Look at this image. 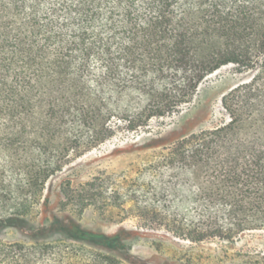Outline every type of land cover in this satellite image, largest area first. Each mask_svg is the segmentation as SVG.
Returning a JSON list of instances; mask_svg holds the SVG:
<instances>
[{
    "label": "trees",
    "instance_id": "trees-1",
    "mask_svg": "<svg viewBox=\"0 0 264 264\" xmlns=\"http://www.w3.org/2000/svg\"><path fill=\"white\" fill-rule=\"evenodd\" d=\"M228 65L252 73L222 98L229 121L162 155L191 205L174 234L264 231V0H0V153L41 192L69 152L143 133ZM126 234L58 219L30 242L0 230V264H136Z\"/></svg>",
    "mask_w": 264,
    "mask_h": 264
},
{
    "label": "rangeland",
    "instance_id": "rangeland-1",
    "mask_svg": "<svg viewBox=\"0 0 264 264\" xmlns=\"http://www.w3.org/2000/svg\"><path fill=\"white\" fill-rule=\"evenodd\" d=\"M251 78L252 73L238 72L233 65L220 68L189 103L151 120L143 133L117 136L80 156L69 152L41 192L26 185L22 171L8 168L0 153L2 240L30 242L34 233L46 234L58 219L110 236L126 231L122 243L130 246L136 264L257 263L264 257V231L199 243L174 234L181 217L191 211L189 192L184 193L182 176L164 166L162 157L179 139L227 123L222 98Z\"/></svg>",
    "mask_w": 264,
    "mask_h": 264
}]
</instances>
